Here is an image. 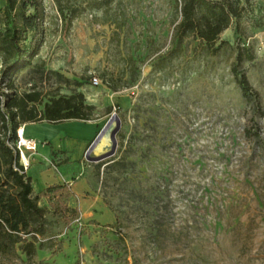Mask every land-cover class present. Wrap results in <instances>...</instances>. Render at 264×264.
Returning a JSON list of instances; mask_svg holds the SVG:
<instances>
[{
	"label": "rangeland",
	"instance_id": "374dc122",
	"mask_svg": "<svg viewBox=\"0 0 264 264\" xmlns=\"http://www.w3.org/2000/svg\"><path fill=\"white\" fill-rule=\"evenodd\" d=\"M40 1L41 46L16 88L35 87L44 102L82 92L101 128L113 113L121 126L115 152L99 161L86 151L100 130L82 122L19 127L44 144L21 146L28 159L37 153V190L61 173L80 175L83 161V178L108 207L94 218L63 217L53 194L37 198L43 235L20 232L13 246L2 237L0 264H264V0H243L213 44L176 35L181 0H61L77 9L64 20L55 0ZM241 49L258 100L233 74ZM8 91L0 80L2 102Z\"/></svg>",
	"mask_w": 264,
	"mask_h": 264
},
{
	"label": "trees",
	"instance_id": "16d2710c",
	"mask_svg": "<svg viewBox=\"0 0 264 264\" xmlns=\"http://www.w3.org/2000/svg\"><path fill=\"white\" fill-rule=\"evenodd\" d=\"M55 2L63 20L68 14L70 17L77 14V9L66 7L61 0ZM242 3L243 0H181V19L176 25V35L182 40L189 34H195L206 43L213 44L229 27L232 18L241 15ZM29 8L34 12L28 13ZM41 15L40 0H5L4 7L0 8V80L10 90L4 93L3 102L0 97V239L9 236L12 246L22 241L20 232L43 235L45 209L38 205L37 198L53 194L50 198L54 200V212L63 217L70 216V212L71 217L77 218L80 213L67 203L72 194L67 184L49 185L33 196V180L27 175L16 147L19 127L28 122L87 121L93 119L95 109L94 105L86 102L82 92L55 95L44 102L42 92L35 87L27 91L16 88V75L32 62L41 46V39L37 40L43 32ZM244 50L239 51L233 74L243 95L258 100V91L240 68L245 59ZM247 58H252V55ZM60 76L65 82L71 81ZM101 82L113 90L118 88L105 77ZM42 104L43 108H40ZM22 244L23 250L32 255L34 242L24 239Z\"/></svg>",
	"mask_w": 264,
	"mask_h": 264
},
{
	"label": "crops",
	"instance_id": "0c3cea01",
	"mask_svg": "<svg viewBox=\"0 0 264 264\" xmlns=\"http://www.w3.org/2000/svg\"><path fill=\"white\" fill-rule=\"evenodd\" d=\"M69 121L82 122V123L86 124L87 126H89L92 129V132L95 131V129H97L96 133L100 130V128L102 126V120H100L97 117L93 118L91 120H87V121L76 120V119L69 120ZM44 122H46V121L38 122V123L34 122V123L39 124V123H44ZM36 137L32 136V138L36 141L37 147H38L41 143H40L39 139ZM38 143H39V145H38ZM43 145L44 144H41V146H43ZM88 145H89V143H88ZM61 147H63V146H61ZM63 152H65V151H63ZM28 153H29V159L28 158L27 159H28L29 167L27 168L26 173L33 180L34 192L38 193L40 191L35 188L36 187V184H35L36 181H35V172H34L35 162H36V160H38L36 158L37 153H36V151H32V150H29ZM45 156H47L48 159L50 158L46 153H45ZM81 166L83 168V171H80V175L79 174H72L73 175L72 178L68 177L66 174L61 173L59 175L60 182H58V184L69 185L68 189H69V191H71L72 194L68 200V205L71 207L77 208L80 211L81 218H83V219L84 218H94L97 211L107 210L108 206L103 201V199H101L98 196V194L95 195V190L91 186L89 178L86 177L87 178L86 181H85V178H83L84 176H86V174H85V171H86L85 163L83 161H82ZM47 184H48V182L45 183L46 186H47Z\"/></svg>",
	"mask_w": 264,
	"mask_h": 264
},
{
	"label": "water",
	"instance_id": "95a60500",
	"mask_svg": "<svg viewBox=\"0 0 264 264\" xmlns=\"http://www.w3.org/2000/svg\"><path fill=\"white\" fill-rule=\"evenodd\" d=\"M113 119L116 120V124L115 126L112 128V130L110 131V138L112 141V145L110 147V149L108 151H106L105 153L99 154V155H90V153L93 150V146L96 143V140L98 138V136L110 125V123L113 121ZM121 126V120L120 118L116 115V113H113L112 117L105 123V125L100 129L98 135L95 137V139L90 143L87 151H86V156H87V160L89 161H99L101 159H103L106 156L112 155L115 152L116 146H117V138H116V134L119 131Z\"/></svg>",
	"mask_w": 264,
	"mask_h": 264
},
{
	"label": "bare ground",
	"instance_id": "6f19581e",
	"mask_svg": "<svg viewBox=\"0 0 264 264\" xmlns=\"http://www.w3.org/2000/svg\"><path fill=\"white\" fill-rule=\"evenodd\" d=\"M115 126V121L113 120L110 125L98 136L96 143L93 146L92 153L99 155L102 153H105L108 151L112 145V141L110 138V131L112 128ZM19 133L22 138V144L26 145L27 147H30V142L29 139L24 135V130L23 128L19 129ZM22 162L25 164H28V159L26 155L24 154L22 158Z\"/></svg>",
	"mask_w": 264,
	"mask_h": 264
},
{
	"label": "built area",
	"instance_id": "2783aa9c",
	"mask_svg": "<svg viewBox=\"0 0 264 264\" xmlns=\"http://www.w3.org/2000/svg\"><path fill=\"white\" fill-rule=\"evenodd\" d=\"M93 83H94V85H98V84L101 83V81L97 77H94L93 78ZM19 136H20V141H19V145H18L17 149L19 150V152H20V154L22 155V158H23L24 150L22 149L21 146H23L24 144H22V138H21L20 133H19ZM29 142H30V147H27L26 145H24V146H26V149H35L36 148V144H37L36 141H34L32 139H29Z\"/></svg>",
	"mask_w": 264,
	"mask_h": 264
}]
</instances>
